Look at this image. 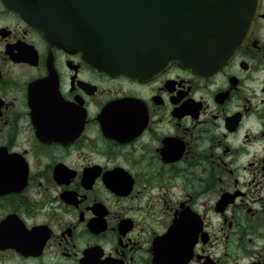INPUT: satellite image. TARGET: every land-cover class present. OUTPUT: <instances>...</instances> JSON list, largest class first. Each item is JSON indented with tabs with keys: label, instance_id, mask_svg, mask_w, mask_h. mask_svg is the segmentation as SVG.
Wrapping results in <instances>:
<instances>
[{
	"label": "flooded vegetation",
	"instance_id": "af4514ba",
	"mask_svg": "<svg viewBox=\"0 0 264 264\" xmlns=\"http://www.w3.org/2000/svg\"><path fill=\"white\" fill-rule=\"evenodd\" d=\"M0 264H264V0L220 68L141 79L0 0Z\"/></svg>",
	"mask_w": 264,
	"mask_h": 264
},
{
	"label": "water",
	"instance_id": "95a60500",
	"mask_svg": "<svg viewBox=\"0 0 264 264\" xmlns=\"http://www.w3.org/2000/svg\"><path fill=\"white\" fill-rule=\"evenodd\" d=\"M52 44L105 70L146 75L172 62L224 64L252 30L260 0H3Z\"/></svg>",
	"mask_w": 264,
	"mask_h": 264
}]
</instances>
